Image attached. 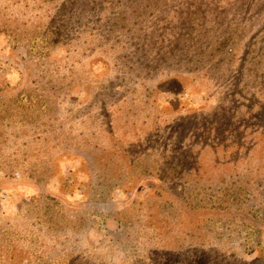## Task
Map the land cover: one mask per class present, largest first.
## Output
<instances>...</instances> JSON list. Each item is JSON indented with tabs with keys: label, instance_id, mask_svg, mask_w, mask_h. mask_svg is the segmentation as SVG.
Wrapping results in <instances>:
<instances>
[{
	"label": "rangeland",
	"instance_id": "374dc122",
	"mask_svg": "<svg viewBox=\"0 0 264 264\" xmlns=\"http://www.w3.org/2000/svg\"><path fill=\"white\" fill-rule=\"evenodd\" d=\"M0 264H264V0H0Z\"/></svg>",
	"mask_w": 264,
	"mask_h": 264
}]
</instances>
